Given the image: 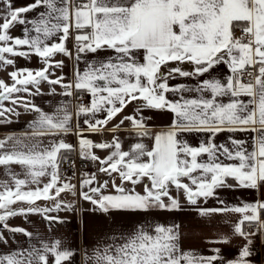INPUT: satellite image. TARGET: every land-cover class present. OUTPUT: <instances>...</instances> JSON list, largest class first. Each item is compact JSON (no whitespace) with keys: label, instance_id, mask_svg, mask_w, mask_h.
<instances>
[{"label":"snow or ice","instance_id":"snow-or-ice-1","mask_svg":"<svg viewBox=\"0 0 264 264\" xmlns=\"http://www.w3.org/2000/svg\"><path fill=\"white\" fill-rule=\"evenodd\" d=\"M0 4V65L14 64L6 54L25 58L35 54L45 64L34 73L27 68L10 72L11 85L0 80V105L5 100L21 103L14 94L29 91V85L43 80L60 85L65 96L73 95V90L91 94L90 104L78 105L75 111L76 117H86L83 123L88 132H116L127 121L136 136L153 141L150 149L136 142L124 150L116 137L110 143L85 138V130L77 123L80 157L98 162V172L109 178L115 194H104L102 189L108 187L109 180L100 183L95 173H84L77 190L61 178L60 171L66 159L63 153L75 150L59 138L72 131L73 113L63 107L48 114L31 102H23L25 111L35 112L37 118L23 139L13 135L0 138V166L10 176V181L0 182V229L31 237L25 228L7 223L15 216L40 215L49 226L65 223L50 213L76 212V205L60 200L66 191L73 195L78 191L79 198L91 205L88 211L105 217L117 212H181L187 205L200 217L239 214L231 224V234L218 242L229 243L233 236L242 238L245 243L238 257L226 264H252L254 241H264V196L242 206L223 208L201 207L199 201L215 196L220 188L264 190V0H59V6L57 0H34L22 7H13V0H0ZM42 6L47 11L39 12V19L25 15ZM26 24L32 25L36 35H29L27 28L23 38L10 35L16 25ZM58 33L59 43H46ZM70 38L78 53L111 50L115 57L89 64L82 74L77 71L71 83H63L62 76L50 79L51 68L64 66L63 61L52 63V58L58 53L72 55L66 46ZM23 46L28 50H19ZM141 52L142 62L137 59ZM171 62L177 66L169 67ZM184 63L192 64V71L180 67ZM222 63L231 73L226 81L205 79L196 89L210 94L208 97L168 98V93L188 90L183 84L170 86L169 80L177 75L203 76ZM223 96L230 97L228 103L218 102ZM241 96L249 99L245 102ZM135 101H142V108L174 113L168 129L151 133L148 118L140 109L108 129L109 122ZM6 112L15 113V109L0 106V117ZM101 112L105 113L103 118H95ZM185 132H207L211 137L221 132L255 135L249 150L244 140L232 138L231 147L212 139L193 147L180 140ZM44 136L57 139L47 145L35 142ZM93 149L110 154L101 158ZM220 156L233 162L224 163ZM12 165L19 166L22 173L14 172ZM230 179L235 183L230 184ZM126 184L133 187L126 188ZM138 184H143L142 194L135 191ZM173 189L182 193L186 205L179 195L172 194ZM41 200L54 201L55 206L42 208L37 203ZM180 227L139 223L131 230H112L85 253L86 264H214L219 259L218 255L196 256L184 251ZM7 243L0 232V244ZM215 251L219 253V249ZM72 256L73 252L56 239L26 253L2 256L0 264H64Z\"/></svg>","mask_w":264,"mask_h":264},{"label":"crops","instance_id":"crops-1","mask_svg":"<svg viewBox=\"0 0 264 264\" xmlns=\"http://www.w3.org/2000/svg\"><path fill=\"white\" fill-rule=\"evenodd\" d=\"M34 0H13V7H22L26 4L33 3ZM59 6V0H57ZM3 8V4H0V9ZM46 12L47 9L43 6L34 12L25 14L29 19H39V12ZM27 28L29 30V35H36L32 31V25H16L11 31L10 35L13 37L23 38V31ZM60 33L56 37H53L46 41V43H59ZM43 38V37H41ZM66 46L72 53L71 56H66L63 54H56L51 62L63 61V67L51 68L49 78L56 79L57 77H63V83H71L74 79V74L78 71L81 74L88 68L89 64H97L99 61L107 59L108 57H115V53L111 50H102L97 53H78L74 44L73 39H69L66 42ZM19 50L27 51V46L21 47ZM8 59L14 60L13 65H0V80H3L6 84L11 85L12 80L9 77V73L17 69L27 68L33 71L42 70L45 67L44 61L36 56L35 54H30L29 57H13L6 54ZM79 56V59H77ZM137 59L142 62L143 54L137 57ZM177 66L175 62H171L169 67ZM185 71H192L193 65L190 63H184L180 65ZM167 71V69H164ZM231 75L226 64L216 65L209 73L203 76H189L180 77L176 76L175 79L169 80L170 86H176L183 84L187 91L172 94L168 93V98L170 100H180L181 97L185 99L199 98L200 96L208 97L210 94L198 92L196 89L200 82L205 79H218L225 82L227 77ZM102 83V82H100ZM29 91H22L20 93L14 94V96L19 97L21 103L13 104L10 100H5L2 102L3 108L15 109V114L13 112H6L4 117H0V121H5L0 123V138L7 135H13L23 139L25 133H30V124L32 121L36 120L37 114L32 111H25L23 107V102H31L32 104L39 107L42 111L53 114L57 109L67 107L73 113V119L71 121L72 131L67 135L59 137L65 140V142L70 143L74 146V151L63 153L64 156L73 157L76 156L81 161H85L89 164V171L86 173H95L97 180L103 183L109 178L98 172L99 164L98 162H93L91 160L82 159L79 155V144L78 137L76 133V125L79 124L80 128L84 129V136L93 142H108L113 140V137L119 139L122 149L127 150L130 144L136 142L144 143L149 149L152 146V139L150 137H138L131 129V125L126 121L120 126L119 130L116 132L103 131L99 134H93L87 131V126L83 123L86 118L84 115L79 117L75 116V111L78 105L77 98L81 94L87 95V103L91 102V94L86 91H76L73 90V95L65 96L62 95L64 89L60 85H50L46 81L41 80V82L36 85L28 86ZM38 90V91H37ZM241 100L247 102L249 99L246 96H241ZM218 102L228 103L230 97L223 96L217 98ZM142 101H135L128 105L125 110L114 118L107 125L108 129H112L119 123V120L126 115L134 114V110L140 109V114L147 119V126L151 133H156L160 131H166L168 126L174 119V113L164 111L150 110L147 108H142ZM105 113H97L95 118H103ZM89 118H91L89 114ZM254 133H229L221 132L215 137H211L207 132H185L181 133L179 138L181 141L189 144L193 147H198L200 143H206L209 139H212L216 144H225L231 147L230 138L244 140L245 147L251 150L252 136ZM57 139L52 136H44L35 138V142L47 145L53 140ZM26 143L32 141L26 140ZM94 153L104 158L109 153L108 150L93 149ZM203 159H207L205 155ZM220 160L224 163H232L233 161L225 160L223 156H220ZM12 170L17 174L22 173V170L17 165L11 166ZM20 178H24L20 175ZM84 174L76 177L71 175L65 181L70 182L77 186L79 190V184L82 179H84ZM10 181V176L7 170L0 166V182ZM42 182H46V178L42 179ZM147 182V181H145ZM188 183V180H184ZM230 184H234L235 181L229 180ZM116 183L119 184L120 181L117 178ZM42 186V184H41ZM34 187V186H33ZM126 188H132L130 184L125 185ZM104 194H115V189L111 186V181L107 188L102 189ZM135 191L143 193V184H138L135 186ZM173 195H179L181 202L185 203L182 193L178 194L174 189L172 190ZM264 196V190L257 192L252 189H243L239 187L233 188H220L216 190V195L208 198L206 201L201 199L199 204L201 207L205 208H223V207H234L242 206L243 203L254 202ZM60 200L64 202H71L76 205V212H69L62 210L59 212L50 213L51 215H58L65 220L62 224H52L49 226L48 222L43 220L40 215H28L26 218L24 216H15L10 218L7 223L10 226H19L25 228L27 231L31 232L33 235L31 237H26L23 234H13L11 232H3L5 239L8 241L7 244H0V257L5 255H10L13 252H27L33 248H40L42 243H51L56 239H59L64 248L73 252V256L65 261L64 264H86V252H91L92 248L95 247L96 242L100 240L105 233L112 230L119 231L121 228L126 230H131L132 226L139 223H160L164 225H180V232L182 236L181 247L184 251L191 252L196 256H211L218 255L219 259L214 262V264H226L227 260L235 259L238 257L239 251L245 241L240 237H231L229 243L218 242L222 239L225 234H231V224L238 218L239 214L235 213H222L213 214L208 217H200L196 212L191 210V206H185V210L181 212H151V213H124L117 212L113 213L110 217H105L103 214L88 211L91 205L87 202L81 200L78 196V191L76 195L70 192H64L60 196ZM40 207H54V201H38ZM20 205H15L14 207H19ZM219 249V253L215 250ZM252 264H264V241L256 239L254 241V252L253 256L250 257Z\"/></svg>","mask_w":264,"mask_h":264},{"label":"built area","instance_id":"built-area-1","mask_svg":"<svg viewBox=\"0 0 264 264\" xmlns=\"http://www.w3.org/2000/svg\"><path fill=\"white\" fill-rule=\"evenodd\" d=\"M242 76H244L245 81L247 80V77L244 73H241ZM78 103L81 105H85L87 103V95L81 94L77 98ZM66 159H64L60 164V171H61V178L66 179L67 177L74 175L76 177H79L80 175L86 173L89 171V164L85 161H81L76 156L69 157L65 156Z\"/></svg>","mask_w":264,"mask_h":264},{"label":"trees","instance_id":"trees-1","mask_svg":"<svg viewBox=\"0 0 264 264\" xmlns=\"http://www.w3.org/2000/svg\"><path fill=\"white\" fill-rule=\"evenodd\" d=\"M81 2V0H76V3H80Z\"/></svg>","mask_w":264,"mask_h":264}]
</instances>
